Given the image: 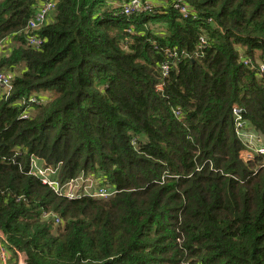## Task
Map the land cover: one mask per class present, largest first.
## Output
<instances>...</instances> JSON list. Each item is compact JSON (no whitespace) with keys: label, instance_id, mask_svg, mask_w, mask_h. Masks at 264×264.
<instances>
[{"label":"trees","instance_id":"1","mask_svg":"<svg viewBox=\"0 0 264 264\" xmlns=\"http://www.w3.org/2000/svg\"><path fill=\"white\" fill-rule=\"evenodd\" d=\"M128 1L58 0L33 29L39 0H0L7 264H264V159L239 135L264 146V0ZM32 155L117 194L60 196Z\"/></svg>","mask_w":264,"mask_h":264},{"label":"built area","instance_id":"2","mask_svg":"<svg viewBox=\"0 0 264 264\" xmlns=\"http://www.w3.org/2000/svg\"><path fill=\"white\" fill-rule=\"evenodd\" d=\"M58 4V0H39V3L36 8L35 16L31 21V27L33 29H38L50 19V16L55 11L56 6ZM123 12L127 15L131 14H139L141 12H149V13H156L158 12V6L151 1H144V0H130L122 4ZM174 9H178L182 12L185 18H189L190 16H194L195 13L190 10V8L185 5L182 1L175 2L173 4ZM212 21V19H209ZM201 41L204 43L205 39L201 38ZM35 46H38L40 43L39 39H32L30 41ZM2 46L0 45V54H1ZM248 62V61H247ZM252 62V61H251ZM250 62V63H251ZM253 66L254 64L251 63ZM264 70V64H261L260 71ZM168 73V64H164L163 66V76H166ZM11 78L7 71H0V96L2 94H9L11 91ZM162 87V85L158 86ZM40 102V98L37 96H32L29 99V104L38 103ZM235 114L236 119L238 120V126H245V121H241V111L242 109L239 108L238 105H235ZM28 114H25L24 117H27ZM243 133H247L249 135L248 144L252 146L253 152L250 151H243L241 157L246 161H250L255 159L257 156H262L264 159V146H258L257 139L260 141L261 138L258 135L253 134L251 131H246ZM239 135L240 131H239ZM242 137V136H241ZM257 138V139H256ZM31 174L41 178L43 184L51 187L54 192H56L60 196H64L68 199H79L84 196H92L94 198H100L104 200H109L117 194V187L110 184L107 181L103 182V185H100V181H98L97 185L95 184V188L93 190L87 185V181L90 178L85 180L82 176L77 178H72L69 180H62L60 178V168L59 167H52L48 165L45 160L42 158L32 155L30 159V171ZM91 181V180H90ZM50 214L45 213L44 218H48ZM57 222H60V219H55ZM2 240L7 242V239L2 231H0V261L1 264H7V252L8 248L6 245L4 246ZM19 260L20 264H26V255L24 253L19 252Z\"/></svg>","mask_w":264,"mask_h":264},{"label":"rangeland","instance_id":"3","mask_svg":"<svg viewBox=\"0 0 264 264\" xmlns=\"http://www.w3.org/2000/svg\"><path fill=\"white\" fill-rule=\"evenodd\" d=\"M158 1V0H156ZM161 1H165V0H161ZM47 92H44L43 95L44 96H48L49 94H46ZM240 134L242 136V138L246 141V140H249V135L247 133H243L240 131ZM91 180V181H90ZM95 181L92 180V178H90L88 181H87V185L90 187L91 190H93L95 187Z\"/></svg>","mask_w":264,"mask_h":264},{"label":"crops","instance_id":"4","mask_svg":"<svg viewBox=\"0 0 264 264\" xmlns=\"http://www.w3.org/2000/svg\"><path fill=\"white\" fill-rule=\"evenodd\" d=\"M153 2L155 3V4H157V5H166V4H160V3H165V2H167V1H161V0H158V1H154L153 0Z\"/></svg>","mask_w":264,"mask_h":264},{"label":"clouds","instance_id":"5","mask_svg":"<svg viewBox=\"0 0 264 264\" xmlns=\"http://www.w3.org/2000/svg\"><path fill=\"white\" fill-rule=\"evenodd\" d=\"M152 3H154L153 1H151ZM44 96V95H43Z\"/></svg>","mask_w":264,"mask_h":264}]
</instances>
